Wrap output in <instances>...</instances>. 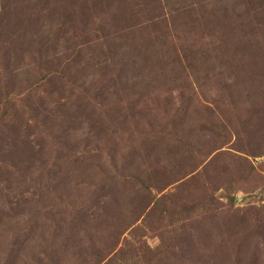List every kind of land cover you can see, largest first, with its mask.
<instances>
[{"label": "rangeland", "instance_id": "374dc122", "mask_svg": "<svg viewBox=\"0 0 264 264\" xmlns=\"http://www.w3.org/2000/svg\"><path fill=\"white\" fill-rule=\"evenodd\" d=\"M167 1L0 0V264H264V0Z\"/></svg>", "mask_w": 264, "mask_h": 264}, {"label": "trees", "instance_id": "16d2710c", "mask_svg": "<svg viewBox=\"0 0 264 264\" xmlns=\"http://www.w3.org/2000/svg\"><path fill=\"white\" fill-rule=\"evenodd\" d=\"M249 1H252V0H249ZM153 2L156 4L157 8H159V6H160V0H153ZM175 3H177V2H175V0H173L172 2H168L167 1L166 7L168 9L172 10ZM239 5H241V3H239V0H233L232 7L231 6H228L225 9L226 11H224V12L225 13H233L234 15L237 14V13H241L242 11H244L243 10L244 7L243 6H239ZM122 6H123V8L122 7H118L119 8L118 10L120 11L119 16L125 15L127 17V16H133L134 15V9L132 8V3L131 4L129 3L128 5L127 4L126 5H122ZM246 17H248V15ZM217 19H219V18H217ZM195 27H198L197 24H196ZM167 51H168L167 52L168 56H171L172 55V48H171V46H168V50ZM190 51H195V53H197V50L193 48V45L192 44H190L189 47H187V48L184 49L183 54L186 57H191L192 58L193 57V52H191L189 55H187L188 52H190ZM18 241H19V238H16L13 243H17ZM8 260H9V256H7V255L4 256V261H3L2 264H7V261Z\"/></svg>", "mask_w": 264, "mask_h": 264}]
</instances>
